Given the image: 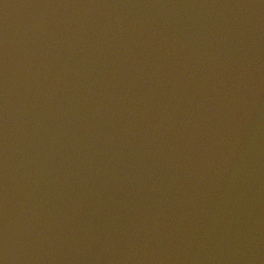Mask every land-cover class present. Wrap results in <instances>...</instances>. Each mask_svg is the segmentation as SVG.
Instances as JSON below:
<instances>
[{"label":"water","instance_id":"water-1","mask_svg":"<svg viewBox=\"0 0 264 264\" xmlns=\"http://www.w3.org/2000/svg\"><path fill=\"white\" fill-rule=\"evenodd\" d=\"M2 264H264V0H0Z\"/></svg>","mask_w":264,"mask_h":264},{"label":"snow or ice","instance_id":"snow-or-ice-1","mask_svg":"<svg viewBox=\"0 0 264 264\" xmlns=\"http://www.w3.org/2000/svg\"><path fill=\"white\" fill-rule=\"evenodd\" d=\"M0 264H2V262H0Z\"/></svg>","mask_w":264,"mask_h":264}]
</instances>
